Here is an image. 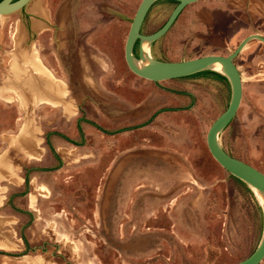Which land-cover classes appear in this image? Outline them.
Wrapping results in <instances>:
<instances>
[{"label":"rangeland","instance_id":"1","mask_svg":"<svg viewBox=\"0 0 264 264\" xmlns=\"http://www.w3.org/2000/svg\"><path fill=\"white\" fill-rule=\"evenodd\" d=\"M32 1L0 15V155L9 156L8 175H0V264L246 257L261 235L260 203L205 144L228 102L227 81L133 74L123 43L140 0H48L51 19L37 34L27 25ZM203 3L184 6L147 45L149 56L229 53L244 32L208 35L194 23ZM174 4L154 1L140 32L157 29ZM233 62L241 97L217 140L264 174V43L252 39Z\"/></svg>","mask_w":264,"mask_h":264},{"label":"water","instance_id":"2","mask_svg":"<svg viewBox=\"0 0 264 264\" xmlns=\"http://www.w3.org/2000/svg\"><path fill=\"white\" fill-rule=\"evenodd\" d=\"M29 0H0V15H5L22 8ZM156 0H140L134 10L123 43V59L127 68L135 75L149 81L178 78L204 70H212L221 74L229 86V98L225 108L211 121L206 133L205 144L211 157L231 176L237 178L248 187L253 188L260 196L262 211V230L255 248L243 259L234 264H258L264 257V174L252 165L226 153L218 143L219 132L229 123L235 114L241 97L240 73L233 62L234 57L251 39L264 43V37L248 34L238 41L227 54H204L182 60H158L149 56L144 50L149 43L161 37L171 26L181 9L197 0H173L164 22L154 31L140 32L144 17ZM136 42L137 53L133 54ZM218 66V68H216Z\"/></svg>","mask_w":264,"mask_h":264},{"label":"crops","instance_id":"3","mask_svg":"<svg viewBox=\"0 0 264 264\" xmlns=\"http://www.w3.org/2000/svg\"><path fill=\"white\" fill-rule=\"evenodd\" d=\"M29 12L33 15H28V28L36 34L46 31L51 19L48 0H33ZM194 17L196 19L194 23L203 25L207 34L211 33L215 36L226 32L231 36L243 31V37L248 34L264 37V0H204L194 12ZM19 89H42V87L24 85L19 86ZM8 158L6 153L0 155V175H8ZM12 172L14 177L16 173Z\"/></svg>","mask_w":264,"mask_h":264},{"label":"trees","instance_id":"4","mask_svg":"<svg viewBox=\"0 0 264 264\" xmlns=\"http://www.w3.org/2000/svg\"><path fill=\"white\" fill-rule=\"evenodd\" d=\"M136 47V44L133 46V51ZM197 73H204V74H210L216 78H222L223 76L221 74H219L218 72H215V71H212V70H204V71H200V72H197Z\"/></svg>","mask_w":264,"mask_h":264},{"label":"bare ground","instance_id":"5","mask_svg":"<svg viewBox=\"0 0 264 264\" xmlns=\"http://www.w3.org/2000/svg\"><path fill=\"white\" fill-rule=\"evenodd\" d=\"M34 11V10H33ZM252 40V39H251ZM256 40V39H255ZM144 50L147 51L146 47L144 46ZM216 68H218V66H216ZM250 188V187H249ZM253 193L255 194V196L257 197L258 201L260 202V196L259 194L253 189V188H250Z\"/></svg>","mask_w":264,"mask_h":264},{"label":"flooded vegetation","instance_id":"6","mask_svg":"<svg viewBox=\"0 0 264 264\" xmlns=\"http://www.w3.org/2000/svg\"><path fill=\"white\" fill-rule=\"evenodd\" d=\"M137 41H135L134 45L136 44Z\"/></svg>","mask_w":264,"mask_h":264}]
</instances>
